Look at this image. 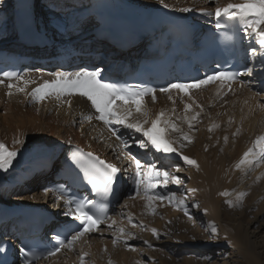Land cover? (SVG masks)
<instances>
[{
  "label": "rangeland",
  "instance_id": "374dc122",
  "mask_svg": "<svg viewBox=\"0 0 264 264\" xmlns=\"http://www.w3.org/2000/svg\"><path fill=\"white\" fill-rule=\"evenodd\" d=\"M57 1L58 0H50V3H52V5H50V11L53 10V7L60 6L61 3H57ZM80 1V3L83 4L84 1ZM42 2L43 1L40 3L43 4ZM63 2L65 3V1ZM16 3V0H0V21H3L0 24H2L1 29L3 28L4 31L8 32L6 35L10 34V29H12L11 18L13 17V8L14 10L16 9ZM40 3H38V8L41 7ZM44 6L43 8H45ZM87 8L88 6L86 4L84 7L81 5L76 7L75 4L71 5L70 9L73 10L68 11V14L66 13L67 15H64V17L70 14L69 16L73 17V20H79L81 18L79 15L87 13ZM55 14L59 15L60 12ZM72 14L76 15L75 18ZM53 22L54 21L50 20V23ZM62 22H64V20H61L59 25ZM75 23L76 22H71L69 24L70 29L74 30L77 28L76 26L73 27V24ZM3 24L7 29H9L6 30ZM81 26H79L77 30L83 29L84 27L89 28L87 25ZM253 77H256V73L255 75L253 73L251 78ZM27 80L32 79L28 78ZM41 80H43V78L39 77V80H37L38 83L36 82L35 84H28L26 90H29L31 87V89H34L40 85V83H43ZM259 80L260 82L262 81V79H258V81ZM262 83L254 87L255 91H258L259 86H264V83ZM19 86L23 87L24 85L20 84ZM253 86L255 85H252V87ZM252 87L249 85L250 90L247 88V93L239 92L243 94H238L234 98V100H237L235 102L238 103L241 98L245 97L244 106L246 109L242 108V112L239 111L231 115H225V110H222L220 113L222 114L221 116L217 115L218 112L214 113L213 117L210 116L207 119H204L202 116H198V122L196 121L197 124L193 126L192 130H189L188 125L182 124V131L191 137L192 143L183 141L181 139L180 132H170L171 136L177 140L179 145H184L181 147L182 153L186 152V156L194 159L197 164L199 162L201 163L205 161L203 163L204 165L202 163L200 165L199 163L198 167L194 169H200V167H202L200 171L203 169L205 172V170L209 171L210 169V172L213 173L212 168L215 167L213 168V170L215 169V172L213 173L215 176H217V171L221 169L220 174L222 175L221 180L223 184L221 183L220 186H222V188L220 186L219 188L206 187L205 185L201 187L200 181L198 180L199 177L196 175L198 174L197 170H194L193 166H188L184 163H177V166L174 168L169 167L174 172H176V176L181 178L182 183L180 185H184V187H181L182 192L174 191V193H176L178 197L184 196L187 198L186 203L189 205L188 210L193 219H189L188 216L184 214L182 208L178 207L174 202L172 203L168 200H164L162 202L156 200V202L152 201L149 204L148 201H143V199H141V194L136 195L133 199L134 201L123 200L125 203L123 204L122 201L123 206L121 205V207L127 208L130 211L131 215H129V217H131L132 221L137 225H143V227H133L132 224L129 223V219L125 220L126 229L128 226H130L128 230L125 231V233H131L132 235L122 236L120 238L119 244L110 251H104L106 249V247H104L106 244L103 242L105 239L102 238L100 240L101 242L98 243L99 251L94 253V255L97 257L102 253H110V256L106 254L107 256L104 258L99 256V258L103 260L102 264H255L257 262L256 259L258 258H260L264 264V163H260L259 165L246 164L243 165L239 170L236 168V165L243 158V154L248 148V143H254V141H256L259 136L264 134V112L262 110L264 108V97L260 98L259 100L255 99V92L252 91L254 90ZM31 89L27 92L29 93ZM261 89L263 90L264 87L260 88V90ZM9 91L10 90L8 88H4L0 91V143L4 144L10 151H15L20 149V145L23 144L21 143V140L23 139L28 141H25V143H28L29 146L34 145L33 142H30L31 140L33 141L30 134L28 132L23 134L27 128L25 130L22 128H20L22 130H16L14 128V126H17L19 123V120L23 119L20 114L23 113L28 116L29 113L32 112V114L37 115V117L41 116L42 121L44 122L47 114H49L47 112H49L48 110L50 109L48 108L46 101L39 102V106L31 105L30 107H25V102H30L26 99L27 94L18 93L15 89H12L11 91L13 94L11 96H7ZM205 91L206 94L204 92L203 97L206 98L208 95L209 101L211 100V97L213 99L219 98L215 90L211 91L209 94L208 92L210 89ZM21 94L26 96L21 98L23 97ZM256 96L261 97L262 93L258 92ZM49 100L47 103H49ZM253 100L255 103H253ZM260 102L262 103V106H258L260 105ZM253 104L257 107L254 108L252 106ZM251 106L254 109L249 108ZM227 107H229V105H224L225 109H227ZM27 111L29 112L27 113ZM152 112H154V110ZM167 112H164L165 115ZM58 113L57 116L63 119V114L61 112ZM170 114L171 113L169 112L168 117L165 116V119L169 120ZM66 115H64V118L67 117V120H65L64 123L69 124L68 121H70V127L73 129V133L76 134L79 128L77 127L79 121H74L73 117L68 119V116ZM157 115L158 114L156 113V116ZM221 117L224 118L222 119ZM234 118H237V120L235 121ZM229 120L232 121L231 124H229ZM211 122L214 123L211 126L212 130L209 131L210 128L208 131L203 130V127H206V125H211ZM10 125H12L11 129L13 130L8 128ZM214 125H218V127H213ZM242 125L243 127L241 128ZM64 129L60 131L62 132L63 136L67 130ZM120 129L122 130L120 132H123L124 134L127 133L126 130L123 131L122 128ZM28 136L31 138V140L28 139ZM126 136L128 138L129 134ZM225 137H227V142H225ZM129 139L133 141L131 136H129ZM74 140H77V138H74ZM203 140H205L206 148L202 147L203 142L201 141ZM16 141H20V143H16ZM99 145L101 148L102 145ZM99 145L97 146L99 147ZM201 149L203 152H200ZM137 150L139 149L135 145L131 148V151L134 153H136ZM18 153L20 154L21 151ZM121 153L122 152H120V154ZM109 156L112 157V154ZM20 159H22V157L21 155H18L16 162L13 163V168L17 165V160ZM124 164H126V161ZM217 168L219 169L217 170ZM177 169H179V171H177ZM10 170L12 174V169ZM232 173L236 174L237 176L234 175V177ZM2 174L3 173L1 172L0 175ZM201 176L203 175L201 174ZM172 185L173 184L169 183L166 186L167 190L170 189ZM180 185L178 187H180ZM224 192H227L229 195H221V193ZM33 193L37 195L36 192H32L31 195H34ZM213 193L216 195V198L214 199L218 201V218L220 221H217V216L211 212L212 209L209 207V203H216V201L212 199L215 197ZM207 196L209 198L212 196L211 199L213 202L207 201ZM226 201H231L233 207H228ZM127 212L128 211L124 209L121 213L127 214ZM121 215H116L118 217V221H121ZM209 226H215L217 229V235L215 239L210 238ZM152 229H156L158 236H154L152 234ZM133 236L135 238H132ZM125 240H127L128 244L131 245L135 250H129L124 244ZM251 240L255 242L256 248L250 244L249 241ZM72 254L73 253L71 252V256Z\"/></svg>",
  "mask_w": 264,
  "mask_h": 264
},
{
  "label": "snow or ice",
  "instance_id": "6c2138e0",
  "mask_svg": "<svg viewBox=\"0 0 264 264\" xmlns=\"http://www.w3.org/2000/svg\"><path fill=\"white\" fill-rule=\"evenodd\" d=\"M164 8H168L169 5L164 3V0H160ZM180 12H190L191 8H180ZM202 15L215 17V28L217 30L223 27L221 23L222 17H227L229 20H238L244 28V32L250 41H254L252 46L251 55L253 57L259 55L264 56V0H243L242 3L233 4L229 3L224 7H216L213 12H204L201 10ZM69 25L66 21L62 22L58 28L67 30ZM75 27V26H73ZM82 27V26H81ZM258 45V48L256 47ZM240 76L251 75V70L239 73ZM5 79L12 81L15 80L17 83H8L7 87L10 90L7 94L11 96L15 89L18 93H25L33 97L35 102H43L48 97L54 96L57 100L65 96L79 95L86 97L91 102V107L95 110V119L101 121L105 126L109 128L113 136H117V131L113 127L122 126L134 133H139L141 138H133V145L141 150H155L156 153L162 154H173L183 160V163L188 166L198 167L197 162L188 156L182 155L178 148L175 146L177 143L169 137V132L181 133V139L187 143H192L191 137L182 131L175 123L168 119H165V113L160 112L157 117L150 122L149 127L145 125L149 124V120L145 118L143 122L136 120L131 122L130 118L133 116L132 107H135V112L140 113L147 117V112L142 110L145 102V97L150 96L152 101H156V93L169 94L171 100V93L173 91L182 93L185 96L191 98V92L193 90L203 89L211 84L219 82V86L223 89L227 86L228 91L231 92V85L237 81V75L229 71L212 70L205 76L194 78L192 82H169L168 84L159 88L147 87V88H136L124 89L117 87L114 83L104 82L102 77V69L100 70H80L75 72H56L54 79L45 80L41 85L34 88L31 93L26 91L28 84H35V80H27L22 76H15L11 72L4 73ZM4 80H0V84H3ZM23 84L20 87L19 84ZM244 83L241 82V87H244ZM219 94V92L217 93ZM226 94V93H225ZM117 102H120L119 104ZM69 106L71 102L67 101ZM200 107V105H197ZM192 106L185 104V112L191 111ZM202 110V108H201ZM199 112L195 113L191 117L185 115L184 121L187 122L189 130L193 129L192 121L197 120ZM88 121L93 119L92 115L86 117ZM232 121L229 120V124ZM213 127H218L214 125ZM212 129L210 128L209 131ZM119 138V137H118ZM227 142V137H225ZM20 143V141H16ZM133 145L124 142V148H132ZM184 145L181 144L180 147ZM50 145H37L36 151L43 155L49 154ZM258 149V151H257ZM71 152L70 161L69 157L65 156L64 162L70 171L74 173L78 178L86 180L92 187V190L104 199H107L110 195H113L116 191L114 187L119 179L118 174L121 169L114 164L108 163L101 159L99 156L94 155L91 152L84 153L81 149L75 150L65 149V153ZM17 151H10L4 144L0 143V172L8 173L13 168V161L18 157ZM54 155V154H53ZM126 155L135 164L134 173V184L136 194H140L141 186L144 188L143 196L149 202L153 200L174 202L178 207L182 208L184 214L189 219H193L189 212V205L186 203V197L177 196L176 193H172L169 196H156L154 190L158 185L167 186L169 183L179 186L182 181L179 176L173 175L172 172L167 170L158 169L155 164L143 163L140 159L134 156L131 152ZM249 157H256V159L250 160ZM264 162V136H260L254 144L253 148H249L243 155V158L236 165L239 170L243 165H259ZM58 164V159H53L49 156V166ZM63 167L64 165H60ZM74 166V167H73ZM179 171V169H177ZM47 194V189H43ZM223 196L229 195L227 192L221 193ZM3 198V193H0V199ZM129 198H132L131 196ZM61 199L64 200L65 211L63 213L66 217H71L72 221L77 222L75 226L69 221H63L56 224V228H61L62 232H67L64 239H58L62 232H56V228L52 231L56 232V236L53 237L56 243L53 247L47 249L46 252L37 256L35 253H29L22 247L20 254L23 256V264H34L35 260L48 259L56 256L61 250H73L74 245L85 237L86 234L101 231V225L105 224L106 221L110 220L111 217L108 215L107 210L103 207H97V205L90 199L72 200L64 198L63 194L56 196L54 203L60 206ZM228 207H233L231 201H226ZM198 207V205H197ZM154 213V209H153ZM129 223L133 227H143V225H137L131 219L128 218ZM116 222L113 220L111 224H108L109 229L113 228ZM210 238L215 239L217 235V229L215 226H209ZM119 236H116L112 243L115 246L122 236H131V233H125L123 228L119 229ZM152 234L158 236L156 229H152ZM132 238H135L134 236ZM125 246L129 250H135L131 245L128 244L127 240L124 241ZM107 249H105L106 251ZM210 259V258H209ZM81 264H84V256L80 257ZM0 264L4 262L0 261Z\"/></svg>",
  "mask_w": 264,
  "mask_h": 264
},
{
  "label": "bare ground",
  "instance_id": "6f19581e",
  "mask_svg": "<svg viewBox=\"0 0 264 264\" xmlns=\"http://www.w3.org/2000/svg\"><path fill=\"white\" fill-rule=\"evenodd\" d=\"M16 1H17L16 9L14 10V8H13V14L14 15H16L15 12L17 11L18 8H20V4H21V0H16ZM63 1H65V3L63 2L62 6H61V9L59 10V12H60L59 15H56L53 12H50L51 14H49V12L47 10H45V9L49 8V6L47 7L46 5L45 6L42 5V9L43 10L41 9V10L38 11V14H39L40 19H41L40 20L41 26H43L42 24H43L44 19L48 20L49 23H50V20L54 21L53 23H50L47 28H49V31H52V28L50 26L56 27L58 35L61 36V37L65 36L66 34L70 35L71 32L76 34L79 31H80L79 34H83V33H86V32L94 33V31L98 29L100 24H106L108 18H110V17L119 18V17L122 16V14L127 9H136V8H141V9H146V10L152 9V10L159 11V12H164V9H172V10H175V11L179 12L180 8H191L192 11H190V12H182V13L187 15V16H189L191 19L194 18L192 20V23H193V22H196L195 19L197 17H206V18L209 17V16L202 15L201 10H203L204 12H213L214 13L216 7H224L227 4H229V3L238 4V3H242L243 2V0H164V3L169 5L168 8H164L163 4L160 3V0H82V1H84L83 2L84 5L82 3H80L81 2L80 0H63ZM46 2H48V1H46ZM74 4L76 5V7L79 6V5L84 7L85 4L88 6V8L86 9L87 13H84L83 15H79V16H81V18L79 20H73V17L69 16L70 14L68 16L64 17L65 13L63 11H66L67 9L69 10L70 6L74 5ZM210 4H212V5H210ZM43 6L45 8H43ZM28 7H32L33 8L32 3L30 5H28ZM55 10H56V7H55ZM65 15H67V14H65ZM72 15L75 18L76 15L75 14H72ZM79 16H78V18H79ZM86 16L89 17L88 21H85V17ZM14 17H16V16H14ZM61 20L66 21L68 25L71 22H76L73 25L76 26L77 28L74 29V30L70 29V27H68L67 30H64L63 28H58L59 22H61ZM81 25H87V26H89V28L84 27L83 29L77 30L79 28V26H81ZM7 33L8 32L4 31L3 28L2 29L0 28V34H1L0 36L5 38V39L3 38V40H1V42H4V43L10 42L11 45H12L13 44L12 43L13 39H10V37H9L11 35V31H10V34L6 35ZM79 34L75 35L74 38H77L79 36ZM105 58H107V56H105L104 59ZM252 65H253V67H256L257 69H253L252 74L250 76H248V78H251L253 73H254V75L256 73V77L259 78V79H262V75L264 74V58L254 57L253 61H252ZM23 77L25 79L29 78V79H32V80H36V82H37V80H39V77L43 78V80H41L43 82L45 80H49V81L51 80L50 77H47V76H45V75H43L41 73L29 74V75H25ZM262 81L264 83L263 79H262ZM262 81L260 82V80H259L258 84H254L255 86H253V87L251 85V87L254 89V87H256V85L258 86L260 83H262ZM8 83H14L15 84L17 82L15 80H13V81L4 82L3 84H0V91L2 89H4V88L7 89L8 88L7 87ZM40 84H42V83H40ZM249 85L250 84H246V86H245L246 88L241 89L239 92H246L247 93V88L250 90ZM262 87H264V86L263 85L261 87L259 86L258 91L264 92L263 91L264 89L260 90V88H262ZM29 90H26V91H29ZM211 91H214L213 87H210V91L208 92V94L211 93ZM252 91L256 92L255 89L252 90ZM204 92L206 94V91H200L199 94L202 97L201 98H196L195 100H193L194 102H192L193 98H187L185 95L180 93L179 94L180 95L179 96L180 97L179 102L180 101L181 102L180 103L178 102L176 104V106H178L177 107V110H178L177 113H173L172 110H169V104H167V102H169L170 103V107H172L174 105V100H175L176 96L171 95L172 96L171 101L167 100V102L165 103V99L161 98V100H157L158 97H160V96L156 95V101L155 102H153L152 99H149L147 101V102H150V104H151V107L149 109L146 108L145 104L142 107V110L147 112V114H148L147 117H145L144 115H142L140 113H136L135 112V107L131 106L132 107V111H133V116L130 118V120H131V122H135L136 120H140V122H143V120L145 118H149V117L156 118L157 117L156 113L159 114L160 112H163V111L167 112L168 111L165 116L168 117V113L170 112L171 114H170L169 120L171 122L175 123V121H181L180 119L182 118L183 123L187 124V122H185L183 118H184L185 115H187L189 117H191L193 115L192 111L196 110V109H194V107H195L194 105H196L197 103L198 104L200 103L199 105L201 106L202 110H201V108H197V109H199L201 112L202 111L205 112V111H208V108H210V106L216 101V99H213L212 97H211V100L209 101L208 100L209 99L208 95H207L206 98H204L203 97V93ZM21 95L23 96V94H21ZM7 96H9V95L7 94ZM16 96H18V95H16ZM25 96H23V97L20 96V97L24 98ZM254 96H255V94H254ZM26 97H27L26 99L28 101H31V102L33 101L32 100L33 98H30V95H27ZM234 98L235 97L232 98V103H230V107L228 109H226L225 115H231V114H233L235 112H239V111L242 112L241 111L242 108H245V106H244L245 97L241 98V100H239L238 103L235 102L237 100H234ZM50 99L51 100H49V103H47V101H46V104L48 105V108L50 110H48L49 112H47L49 114H47V116H46V118L44 120L45 123L42 121V117L39 116V115H38L39 117H37V115H34V114H32V112H30L29 115L27 116L26 114H23L22 112H20V113H22V114H20V116L23 119L19 120V123L17 124V126H14V128L16 130H22V129L25 130L27 128V130L24 131L23 134L28 132L30 134V136L32 137L33 141L31 140V138L29 136H28V139H30L31 140L30 142H33L34 145L29 146L28 143L27 144L25 143V141H27V140H25V139L21 140V143H23V144L20 145V149L19 150H15V151H17V152L21 151V153L19 155H21L22 159L17 160V165L15 164L16 166L14 168H12V174H11V170H10L9 173H3L2 175H0V182H1L0 190H2L1 191L2 193H4V188L6 187V182L7 181L14 183V185L19 186L20 187V191H24L23 189L27 188V186L29 187V189H31L33 187H38V183L41 181V178L45 175V173L48 172V170L53 168V166H49V163H44L42 161L35 162L33 165L30 166V176L26 175V177L28 178L27 179V184L23 188L21 187L19 180L16 179V176H15L16 169L20 168L21 171H23V168H25L26 164H28V162L31 161L32 159H35V160L37 159L38 160L40 158V155L41 156H47V155H43L41 153H38L36 151V146L37 145H50L49 154H52V153L55 152V155L59 153V156H61L62 150L66 149L68 147V145H71V144L75 143V144H78V145H80L82 147L83 146L86 147L90 151H94L95 153H99L100 155H102V157H106L109 160H111V158L113 159V157H115L114 159H116L117 162H119V164L124 169L130 167L127 157H125L122 153L120 154V152H122L121 149H119L120 146L118 147V144H117L116 140H113L112 138H109L108 134L103 131L104 127L100 124V122L98 120H96V119H94V123H89V122L87 123V122H85L83 120L84 117L89 115V112H90L89 105H88V103H87V101L85 99L79 98V97H75V96H71V97H67V98H62L61 97L59 100H57L53 96ZM238 99H239V96H238ZM253 99H254V97H253ZM202 100L204 102H202ZM233 100H234V102H233ZM254 100H253V103H255ZM67 101L71 102V106H69ZM249 102H251V101H249ZM185 104H190L192 106V110L186 113L185 112ZM36 106H39V104L36 105ZM151 110L152 111L154 110V112H152ZM222 110H224V109L223 108H221V109L218 108L214 112L212 111L211 114L214 116V113L218 112L217 115L220 116V113L222 112ZM28 112L29 111H27V113ZM58 112H61L63 114V119H61L59 116H57L59 114ZM35 113H36V111H35ZM151 113H153V114H151ZM64 115L68 116V119H71L73 117L74 121L75 120L79 121V123H78V127L79 128H78V132L76 134L73 133V129H72V127H70V121H68L69 124L64 123L65 120H67V117L64 118ZM216 118H218V117H216ZM228 119H230V118H228ZM228 119H225V120H228ZM219 120H220V118H219ZM234 120L236 121L237 118H234ZM212 122H211V125H208V126L206 125V127H203V130H207L208 131V129L214 124ZM43 123H44V125H43ZM192 123H193V121H192ZM11 127H12V125H10V127H8V128L11 129ZM119 127L122 128L123 131H125V130L127 131L126 135L129 134L128 130L126 128H123L122 126H119ZM145 127H149V126L145 125ZM242 127H243V125L241 126V128ZM20 128H22V129H20ZM64 128H66V129L68 128V129L66 130ZM120 128H119V130L122 131ZM62 129L66 130L65 133H64L65 134L64 136L62 135V132H60V131H62ZM11 130H13V129H11ZM101 132L103 133V135H101ZM249 132H250V129H249ZM10 133H7V134H10ZM203 134H205V133H203ZM129 136H131V139H133V137H135V138L137 137L136 139H140L141 138L140 135L139 136H137V135H133L132 136L131 134H129ZM129 136H128V138H129ZM169 136H170V134H169ZM199 136H202V135H199ZM101 137H104L103 141H105V139H106V142H105L104 146L106 147V149L108 148L107 152H106V150L98 147L95 144V141H97V140L99 141L101 139ZM74 138H77V140L74 141L73 140ZM94 139H95V141H94ZM201 142H203V144H202V146H203L204 143H205V140H203ZM130 145H133V141H131ZM200 146H201V144H200ZM133 150H134V148H133ZM130 151H131V148H130ZM200 152H203V150L201 149ZM108 153L110 155L112 154V157H110ZM135 154L143 155V156L147 155L148 156V159H147L148 163L156 164L157 168L159 167V168L164 169L166 167L165 165H168V164L165 163L164 160L161 159L160 153H156V154L153 155V154L150 153V150L142 151L141 149H139V150H137V152ZM240 155H241V153H240ZM240 155H239V157H240ZM167 156H169V154H167ZM184 156H186V152H184ZM173 158H174V155H173ZM151 159H152V162H151ZM123 160L126 161V164H124L125 161H123ZM15 162H16V160L13 161V163H15ZM177 162L180 163V164H183L182 160L177 159ZM204 162H201V163L203 164ZM213 162H214V160H213ZM199 163L197 165H199ZM201 163H200V165H201ZM122 164H124V165H122ZM57 168H60V166H58ZM194 168H196V167H193V169ZM201 168L202 167H200V169ZM203 168H205V167H203ZM213 168H215V167H213ZM213 168H212V171L214 173L215 169L213 170ZM193 169H192V171H193ZM200 169L198 168V169H194V170H197V173L199 174V175L198 174H196V175H197V177H199L198 180L200 181L201 187L205 185L206 187L219 188V186L222 183V180H221L222 175L220 174L221 169L217 168V170L219 169L217 171V176L219 177V179H218L217 176H215L213 173L210 172V169H209V171L205 170V172H204L203 169L200 171ZM0 174H1V172H0ZM201 174L203 176H201ZM234 175H236V174H233V176ZM231 182H232V180H231ZM181 186H184V185L182 184ZM220 187L222 188V186H220ZM157 190H159V186L154 190V193ZM143 192H144V189L142 190V195H143ZM201 193H202V190H201ZM212 196H211V198H212ZM211 198L208 197L207 201L213 202L212 199L216 198V195L212 199ZM2 199L4 201H6V202L11 203V204L16 203V204L24 205V206L35 205V206L41 207V205L43 204L42 200L40 199V197L38 195H36V194L31 195V193L27 194V195H24V196H20V197L17 196V193H15V194L12 193V195L10 197H8V198H4L3 197ZM203 199H204V196H203ZM221 200H223V199H221ZM204 202H205V200H204ZM48 203H47V205H48ZM212 204L209 203V207H210V209H212L211 212L213 214H215V216H217L216 219L218 221L219 220V218H218V216H219L218 201H216V203L213 202ZM49 207L50 206H47L46 208H49ZM123 209H127V208H125V207L122 208V207L119 206L118 210L122 211ZM127 211H128L127 214H123L122 215L123 216L122 220H125L126 218L128 219L129 215H131L130 211L128 209H127ZM131 212H133V211H131ZM113 220L116 222L113 225V227L116 228V231H114V234L112 232L113 228L110 229L109 231L108 230H103V231L100 232V235L103 236L102 238L105 239V240H103V242L106 244V246H104V247H106L107 251L112 250L114 247H113L112 241L111 242H107L106 239L110 238V237L113 238L115 236V234H117L119 236L120 235V233H119V229L120 228H123L124 231H126L130 227V226H128V228L126 229L125 223L117 221V219L115 217L110 221V224L112 223ZM115 225H117V226H115ZM98 237L97 236H93L90 239V241H89L90 243H88L89 245L85 249L77 250L75 248L76 249L75 250L73 248V250L70 251V252L73 253L72 256H71V253H70L71 258L69 256L63 255L64 257H62V259L60 258V262H58V264H70V262H72L74 260H76L75 264H81L80 257L82 255L86 256V257L88 255H90V257H91V259L93 261L94 257L97 258V256L94 255V253L99 251V249H98V247H99L98 241H100L102 239V238H100V240H96V238H98ZM251 241H249L250 244L253 245V247L256 248L255 242L254 241L251 242ZM84 260H85V258H84ZM256 260H257V262L255 264H263L260 258H258ZM84 264H86L85 261H84Z\"/></svg>",
  "mask_w": 264,
  "mask_h": 264
}]
</instances>
